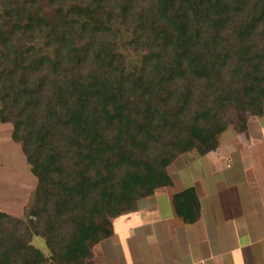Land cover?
I'll return each mask as SVG.
<instances>
[{
    "label": "trees",
    "instance_id": "trees-1",
    "mask_svg": "<svg viewBox=\"0 0 264 264\" xmlns=\"http://www.w3.org/2000/svg\"><path fill=\"white\" fill-rule=\"evenodd\" d=\"M230 109L240 132L264 115V0H0V124L37 179L23 218L0 210V264H86ZM173 204L200 219L194 187Z\"/></svg>",
    "mask_w": 264,
    "mask_h": 264
},
{
    "label": "crops",
    "instance_id": "crops-1",
    "mask_svg": "<svg viewBox=\"0 0 264 264\" xmlns=\"http://www.w3.org/2000/svg\"><path fill=\"white\" fill-rule=\"evenodd\" d=\"M229 129L217 151L180 156L169 169L173 186L115 219L114 235L86 264H264V115L245 131ZM190 187L201 204L193 225L173 204Z\"/></svg>",
    "mask_w": 264,
    "mask_h": 264
},
{
    "label": "rangeland",
    "instance_id": "rangeland-1",
    "mask_svg": "<svg viewBox=\"0 0 264 264\" xmlns=\"http://www.w3.org/2000/svg\"><path fill=\"white\" fill-rule=\"evenodd\" d=\"M226 118L230 124L229 130L238 131L242 126L241 113L237 110L230 109ZM11 134V125L0 124V210L8 215L23 218L33 204L37 179L30 171L21 145L13 142ZM170 171L174 172V168ZM34 244L49 256L41 239H35ZM45 264H49V261Z\"/></svg>",
    "mask_w": 264,
    "mask_h": 264
}]
</instances>
